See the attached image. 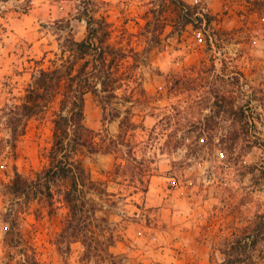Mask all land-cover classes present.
I'll return each mask as SVG.
<instances>
[{
    "label": "rangeland",
    "instance_id": "obj_1",
    "mask_svg": "<svg viewBox=\"0 0 264 264\" xmlns=\"http://www.w3.org/2000/svg\"><path fill=\"white\" fill-rule=\"evenodd\" d=\"M184 1L202 11L199 28H177L169 18L148 26L150 9L163 6L171 15L166 0L94 2L93 14L107 17L112 41L128 53L114 105L128 107L140 125L130 139L145 158L125 167L111 153L82 158L91 177L113 193L98 213L116 235L115 258L96 251L85 256L81 241L60 240L68 215L60 184L53 186V204L15 198L8 188L15 168L33 176L46 164L41 152L51 143L52 111L59 105L56 100L47 113L27 120L17 136L10 107L22 101L33 72L52 65L64 34L85 36V19L75 18L82 0H31L25 12L23 0L0 3V264H264V0ZM58 19H70V30L60 32ZM215 92L227 97L225 108H245L248 135L229 146L235 124L223 113L198 140L199 153L186 146L196 143L195 133L180 138L182 130L171 137L172 144L182 139L180 148H160L170 138L162 130L164 107L182 105L205 127V116L217 109ZM190 120L181 118V126ZM85 123L119 133V119L104 121L92 93L86 94ZM175 127L174 121L169 129Z\"/></svg>",
    "mask_w": 264,
    "mask_h": 264
},
{
    "label": "trees",
    "instance_id": "obj_2",
    "mask_svg": "<svg viewBox=\"0 0 264 264\" xmlns=\"http://www.w3.org/2000/svg\"><path fill=\"white\" fill-rule=\"evenodd\" d=\"M5 1L8 0H0V3ZM94 2L95 0H82L81 12L75 16L76 19H85V36L76 39L71 32L64 34L59 41L60 51L52 60V65L34 71L22 101L10 107V113H12L10 129L12 135L17 136L24 133L27 120L47 113L56 100L59 105L52 111L51 143L43 147L41 152L47 159L46 164L34 171L33 176H27L15 168L14 177L8 188L10 195L15 198L24 197L28 202L40 198L53 204L55 195L53 186L60 184L62 200L68 208V215L59 233L60 240L68 239L69 244L72 241H81L85 246V256L96 251L115 258L118 254L112 252L110 247L116 241V235L112 230L107 231L111 224L109 218L105 214L98 213L103 211L101 204L103 199L110 198L109 196L113 193L108 191L103 182L91 177L82 158L86 154L111 153L123 158L125 163L123 165L120 163L123 167L131 165L132 162L142 164L145 158L140 159L137 156L134 151L135 146L130 139L140 125L132 120L128 107L122 110L118 105H114V99L120 98L117 93L121 87L120 79L123 74L120 62L128 56V53L120 44L121 42L112 41L113 24L107 17H98L93 14ZM166 2L164 6L170 8L171 15L166 14L163 6L160 9H150L153 15L147 21L148 26L152 23L157 25L165 23L164 20L169 18L172 25L177 28L182 29L187 24L200 27L204 18L197 4L192 5L184 0H166ZM254 2L258 4L257 0ZM30 4L31 0H23L20 8L25 12L30 8ZM55 24H58L57 29L60 32L70 30V19H58ZM132 57L134 58V53ZM197 72L199 74L203 70L200 69ZM174 80L178 84L181 78ZM87 93L94 94L101 104L104 121L119 119L117 135L111 134L105 128L95 130L86 125ZM214 98L213 105L217 109L211 115L205 116V119L209 121L205 127L201 118L196 117V119L195 114H192V111L187 112L182 105H171L174 113L167 106L164 107L165 127L162 130L163 134L170 138L166 139L160 148L165 150L180 148L184 144L182 139L172 144L171 137L177 136V133L182 130L184 135L180 138L193 136L195 133L196 143L186 144V146L199 153L202 150V144L198 140L206 132L214 130L210 127V121L219 118L223 113L231 117L235 124L229 146H234L241 137L248 135L249 116L245 108L243 106L234 108L232 103L230 109L225 108L226 103H229L227 97L218 92L214 93ZM189 116L192 121L181 126L180 119H188ZM22 121L25 122L20 128ZM174 121L176 127L169 129ZM155 129L154 126L152 131ZM123 146L127 148L122 149ZM92 228L95 230L92 231ZM94 234L97 237H94ZM237 242L240 243L241 239ZM256 244L257 238H254L251 246L254 247ZM238 245V248L242 247ZM238 260L240 259L236 258L234 262Z\"/></svg>",
    "mask_w": 264,
    "mask_h": 264
},
{
    "label": "crops",
    "instance_id": "obj_3",
    "mask_svg": "<svg viewBox=\"0 0 264 264\" xmlns=\"http://www.w3.org/2000/svg\"><path fill=\"white\" fill-rule=\"evenodd\" d=\"M113 247V246H112Z\"/></svg>",
    "mask_w": 264,
    "mask_h": 264
}]
</instances>
